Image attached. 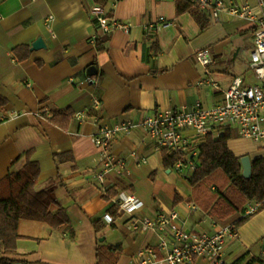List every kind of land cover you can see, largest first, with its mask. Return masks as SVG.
Returning a JSON list of instances; mask_svg holds the SVG:
<instances>
[{"label":"crops","instance_id":"0c3cea01","mask_svg":"<svg viewBox=\"0 0 264 264\" xmlns=\"http://www.w3.org/2000/svg\"><path fill=\"white\" fill-rule=\"evenodd\" d=\"M248 3L254 10L264 0H232ZM94 0H0V95L7 103L0 107V179L17 172L25 164L27 153L38 162L40 174L35 191L52 189L66 209L68 223L52 227L45 221L19 219L16 254L23 264H95L97 240L122 246L116 264H137L138 248L155 246L150 232H131L124 218L107 225L103 214L107 197L95 184L101 169L99 151L90 141L96 131L92 120L81 122L76 114L91 106L93 97L99 106L91 115L101 123L113 124L130 119L136 124L148 115L174 106H191L201 101L206 107L218 103L222 91L236 76L246 83L256 82L248 69L252 48L250 24L222 15L201 28L190 9L178 0H106L104 12L119 21H128V31L117 29L107 35L105 50L97 51L98 30L90 13ZM183 9V10H182ZM159 16L172 20L153 35L141 25ZM43 38L44 48L31 50L32 42ZM158 52L152 50L153 42ZM28 45L30 55L20 61L13 49ZM209 47L213 53L212 76L218 88L201 86L204 71L195 53ZM96 68L94 75L87 68ZM91 76L95 82L91 81ZM71 108L69 128L63 130L49 120L53 110ZM10 114L16 116L9 117ZM231 132L229 148L237 156L248 155L252 161L264 157V145L240 138ZM145 130L141 125L120 132L112 143L126 167L110 173L109 185L116 190L130 187L144 202L141 213L153 215L176 208L188 216L186 225L216 229L233 224L238 238L227 239L224 255L227 264H264V208L244 217L243 211L219 220L200 207L188 212L191 196L188 177L165 168L162 151H154L139 140ZM136 149L145 163L137 164L129 156ZM70 152L72 159L56 161L55 156ZM169 170V171H168ZM181 200L174 202V196ZM25 197V196H23ZM32 202L42 213L54 212L53 204L41 198ZM3 216L0 214V221ZM0 244V257L3 256ZM193 264H216L213 258L200 256Z\"/></svg>","mask_w":264,"mask_h":264},{"label":"built area","instance_id":"2783aa9c","mask_svg":"<svg viewBox=\"0 0 264 264\" xmlns=\"http://www.w3.org/2000/svg\"><path fill=\"white\" fill-rule=\"evenodd\" d=\"M208 14L213 21H218L222 15L231 20H244L250 24L252 48L249 53L248 69L256 82L246 83L242 76H235L226 89L222 91L221 100L206 107L201 101L191 106L180 105L162 109L146 116L140 124L130 119H123L113 124L101 123L91 115V111L99 106V99L93 97L89 108L76 114L81 122L92 120L96 131L91 135V142L99 151L98 162L101 169L95 174V184L100 192L107 197L108 207L103 214L105 224L115 225L124 218L127 229L131 232H150L156 236L155 246L138 248L134 253L137 264H193L195 258L206 256L213 258L216 264H227L224 246L229 238H238L233 224L208 230L188 227L186 220L178 209L171 208L167 212L153 215L141 213L144 202L130 187L118 190L108 195L110 187L107 175L118 174L126 167V159L118 158L112 151L113 139L120 132H129L135 126L141 125L145 133L139 144H149L154 151L167 150L179 155V159L170 169L182 177H189L200 167V152L195 139L207 133L218 135V128L227 127L235 131L240 138L264 145V5L259 3V9L254 10L248 3H237L232 0H186ZM90 13L95 21L98 37L109 35L112 31L121 29L128 31L130 23L119 21L114 16L106 14L102 6L93 3ZM172 20L165 16L143 23V31L149 35L172 25ZM197 62L204 71L203 78L198 80L201 86L218 88L212 76L213 53L208 47H203L195 53ZM91 81L95 82L93 76ZM16 116L10 114L9 117ZM5 116L0 115V121ZM129 156L137 164L145 163L146 158L139 156L136 149ZM259 203L250 202L246 205L244 216L254 214L259 209ZM188 212L198 209L194 202H187ZM239 264V263H232Z\"/></svg>","mask_w":264,"mask_h":264},{"label":"trees","instance_id":"16d2710c","mask_svg":"<svg viewBox=\"0 0 264 264\" xmlns=\"http://www.w3.org/2000/svg\"><path fill=\"white\" fill-rule=\"evenodd\" d=\"M94 1L104 7L106 0ZM180 5L183 9H190L202 29L207 26L206 16L198 6L186 0H178V12ZM107 40V36L96 39L97 51L105 50ZM152 50L154 53L158 52L156 41L153 42ZM13 52L20 61L27 59L30 55L28 45L18 46L13 49ZM6 103L7 100L0 95V107ZM73 114L69 107L57 109L49 113V120L59 128L67 130ZM230 135L229 128L220 127L217 136L212 133L197 136L195 142L200 152V167L188 177L191 186V196L188 201L194 202L207 215L219 220H225L229 215L243 211L250 202L259 203L258 211L264 208V157L253 159L251 161V176L244 177L240 157L229 148ZM30 154L29 151L27 160L20 170L0 179V214L3 216L0 221V244L4 254L0 257V264H13L17 261L12 256L16 254L19 219L45 221L52 227L69 222L66 209L56 199L52 189L35 191L40 167L38 162L30 159ZM67 159H72L70 152L55 156L56 161ZM178 159V154L162 150V161L165 168H170ZM25 191L40 197L44 204H53L56 207L55 211L42 213L32 203L23 201L20 195ZM116 192L114 186L108 188V195H113ZM180 200L181 197L176 194L174 202L177 203ZM250 215L239 218L236 224ZM121 251L120 244L111 245L97 240L95 264H116Z\"/></svg>","mask_w":264,"mask_h":264},{"label":"water","instance_id":"95a60500","mask_svg":"<svg viewBox=\"0 0 264 264\" xmlns=\"http://www.w3.org/2000/svg\"><path fill=\"white\" fill-rule=\"evenodd\" d=\"M45 47V43L43 41V38L38 37L35 41L32 42L31 45V50H37L40 48H44ZM96 73V68L93 65H90L87 68V74L88 75H94ZM240 163H241V167H242V175L246 178H249L251 176V170H252V166H251V160L249 158L248 155H244L240 157ZM169 171V170H168ZM104 236L100 237L99 240L100 241H104ZM13 264H23L20 261H16Z\"/></svg>","mask_w":264,"mask_h":264},{"label":"rangeland","instance_id":"374dc122","mask_svg":"<svg viewBox=\"0 0 264 264\" xmlns=\"http://www.w3.org/2000/svg\"><path fill=\"white\" fill-rule=\"evenodd\" d=\"M23 196H25V197H23ZM20 198H21L23 201L30 202V203L35 202L36 200H38V198H37L36 196L32 195V194H31L30 192H28V191H25L24 193H22V194L20 195ZM41 202H42V200H41Z\"/></svg>","mask_w":264,"mask_h":264}]
</instances>
